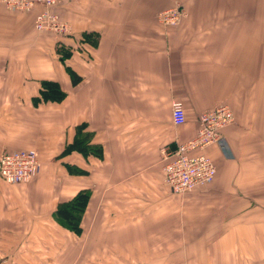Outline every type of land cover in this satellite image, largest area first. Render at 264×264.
<instances>
[{"label": "crops", "instance_id": "0c3cea01", "mask_svg": "<svg viewBox=\"0 0 264 264\" xmlns=\"http://www.w3.org/2000/svg\"><path fill=\"white\" fill-rule=\"evenodd\" d=\"M176 4L186 16L160 24ZM39 10L0 3V154L35 149L41 165L24 183L0 178V264H264V0H65L62 37L34 29ZM42 80L65 99L35 103ZM218 105L234 114L228 152L207 147L212 183L175 195L160 151ZM80 123L101 159L61 155ZM79 191L90 196L74 235L53 213Z\"/></svg>", "mask_w": 264, "mask_h": 264}, {"label": "built area", "instance_id": "2783aa9c", "mask_svg": "<svg viewBox=\"0 0 264 264\" xmlns=\"http://www.w3.org/2000/svg\"><path fill=\"white\" fill-rule=\"evenodd\" d=\"M65 0H0L7 9L29 13L40 8L34 17L37 32L50 33L56 37L70 34V26L55 11L59 2ZM78 1V0H73ZM186 12L181 5L161 10L157 19L163 26H175ZM171 120L175 126L185 123V113L180 102L171 107ZM234 122V114L227 105H218L203 111L198 117V129L193 138L179 143L175 149L163 148L160 157L163 162L164 183L172 193L184 194L212 183L216 167L205 156L204 151L216 145L225 154L228 146L222 130ZM40 161L35 149H19L0 154V178L8 184H19L31 180L40 171Z\"/></svg>", "mask_w": 264, "mask_h": 264}, {"label": "trees", "instance_id": "16d2710c", "mask_svg": "<svg viewBox=\"0 0 264 264\" xmlns=\"http://www.w3.org/2000/svg\"><path fill=\"white\" fill-rule=\"evenodd\" d=\"M56 8V7H55ZM59 59L62 62L65 72L69 76L71 83L75 85L79 81V77L73 69L65 64V59L71 54L68 50L58 45L56 48ZM66 97V93L62 91L58 82L53 80H42L40 82L39 95L34 99L35 103H61ZM92 134L88 129L87 123H80L75 126L74 138L71 143H68L61 155L70 153H78L83 157H94L101 159L103 150L100 145L92 143ZM30 149V148H25ZM10 152V151H7ZM74 173H81V170L71 168ZM89 193L87 191L77 192L70 200L63 201L57 204L53 213V218L57 224L68 232L74 235H80L81 219L88 206Z\"/></svg>", "mask_w": 264, "mask_h": 264}, {"label": "rangeland", "instance_id": "374dc122", "mask_svg": "<svg viewBox=\"0 0 264 264\" xmlns=\"http://www.w3.org/2000/svg\"><path fill=\"white\" fill-rule=\"evenodd\" d=\"M167 9H168V8H167ZM187 193H188V192H187ZM173 194H175V193H173ZM185 194H186V193H184V194H180V196L183 197ZM175 195H178V194H175Z\"/></svg>", "mask_w": 264, "mask_h": 264}]
</instances>
